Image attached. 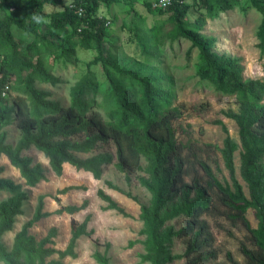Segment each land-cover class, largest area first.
Returning <instances> with one entry per match:
<instances>
[{"label": "trees", "instance_id": "16d2710c", "mask_svg": "<svg viewBox=\"0 0 264 264\" xmlns=\"http://www.w3.org/2000/svg\"><path fill=\"white\" fill-rule=\"evenodd\" d=\"M109 4L114 0H0V45L10 47L2 50L0 60V156L18 169L27 186L33 187L45 180L40 163H33L31 157L21 155L22 151L34 147L48 158L51 170L57 175L63 172V164L68 163L77 170L92 174L100 179L103 167L110 165L113 155L99 152L87 155L100 144L112 143L115 148V169L124 174L126 182L130 181L129 173L143 172L138 181L151 195L149 205H140L138 219L142 226L138 232L142 240H129L128 246L136 243L143 246L141 261L148 264H171L185 259V264H207L216 258L214 235L205 216L224 215L233 223H240L248 232L252 248L241 243L240 250L248 264H264V81L251 79L242 81V66L238 58L219 55L211 50L215 38L201 35L198 31L184 25L183 17L187 5L182 0H173L166 8L171 10L178 36L188 39L203 60L198 70L199 83L211 86L225 93L250 94L251 98L242 100L237 111L227 110L223 114L232 119L238 127V141L231 138L222 120L214 123L221 126L226 134L219 150L223 165L228 172L230 183L221 182L211 166L193 151L186 157L183 152L185 144L176 138L172 121L179 110L171 106V93L159 79L161 73L153 71L148 76H137L136 87L120 84L111 74L114 70L121 75L129 72L116 66V59L106 56L102 48L106 36V19L97 15L99 2ZM223 9H231L236 0H219ZM204 2H207L204 0ZM252 5L262 14L257 30L258 47L264 54V0H251ZM45 5L61 6L49 14L47 31L36 32L26 20L33 21L32 15L46 17ZM150 8V5H148ZM165 9V10H166ZM159 11H163L158 9ZM197 21H203L198 18ZM25 28L35 36L46 41L52 50L54 59L72 57L76 48L95 51L87 67L101 64L109 83V90L102 94L106 109L104 117L94 108L95 97L99 96L98 86L83 75L70 89V104L61 105L50 99V92L34 87L33 82L55 85L58 77L47 72L42 58L36 65L18 56V46L12 39V27ZM31 54L38 55L37 44L31 46ZM1 51V50H0ZM29 68L27 77L22 78V69ZM15 76L19 86L10 88L8 81ZM9 85L6 96H1L4 85ZM11 91L16 92L12 100ZM15 122L20 136L14 145L6 143L7 131L4 127ZM239 149V175L245 182L248 196L235 175L234 152ZM191 150V149H189ZM79 154V155H78ZM145 161V165L141 164ZM197 169L203 173L199 175ZM3 167L0 166V173ZM185 175H190V182H184ZM105 184L123 193L133 201L136 196L123 192L111 181ZM72 189H85L83 186L70 185L58 189L57 194H65ZM0 191L9 193V197L0 201V262L3 264H60L58 260L47 257L57 254L61 259L67 256L76 257L74 251L77 239L89 235L86 230L89 216L81 223L72 222L70 237L66 247L57 250L53 245L56 229L36 240L28 234V228L43 217L73 214L88 205L85 199L80 205L62 206L52 212L43 211V196L39 195L31 218L22 224L15 233L11 248L8 250L1 237L12 229L15 217L22 214L21 206L27 198L20 184L9 178L0 177ZM193 192V196L190 193ZM97 196L107 205L103 210H116L124 217L130 214L118 205L102 189ZM59 202L57 196H53ZM248 209L253 210L257 221L252 227L246 217ZM185 216L186 223L174 229L167 225L176 217ZM173 237H187V246L183 253H172ZM105 245L103 254L95 252L94 260L98 264H109ZM226 257L231 264H240L230 252Z\"/></svg>", "mask_w": 264, "mask_h": 264}, {"label": "rangeland", "instance_id": "374dc122", "mask_svg": "<svg viewBox=\"0 0 264 264\" xmlns=\"http://www.w3.org/2000/svg\"><path fill=\"white\" fill-rule=\"evenodd\" d=\"M72 0H64L66 4ZM182 0L186 4L187 11L183 17L184 25L195 29L201 35L215 38L211 50L230 58H238L243 68L242 81L260 79L264 81V54L258 47L257 30L260 25L262 14L252 5L251 0H236L231 9H223L219 0ZM153 0H114L109 4L99 2L97 15L106 19V36L102 44L104 54L116 59V66L126 70L127 74L111 70L113 77L122 85L136 87L137 81L134 76H148L153 71L161 73L159 79L171 93V106L179 110L178 116L172 121L176 138L187 146L183 156L186 157L190 151L197 154L199 158L206 161L212 168L215 176L223 182L230 178L223 165L220 152L216 147H222L225 133L221 126L214 123L222 120L228 135L238 141V127L236 123L227 118L223 112L227 110L237 111L242 100L251 98L250 94L221 93L211 86L199 83L198 70L203 64L199 51L192 46L191 42L178 36L173 21L169 18L171 10L159 11L152 6ZM150 5V8H148ZM61 6L45 5L47 16L44 18L49 22V14L59 10ZM202 18L203 21H197ZM47 22V23H48ZM47 23H35L26 20L25 24L31 25L36 32L44 34L47 31ZM12 39L18 46V56L30 61L32 66L36 65L37 59L42 58L47 72L58 77L59 82L55 85L34 81L37 89L50 92V99L56 100L63 106L70 104V89L83 75L98 86L99 96L95 97L93 108L104 117L106 104L102 97L109 90V83L101 64L86 66L93 59L95 51L91 49L76 48L72 57L54 59L52 50L48 49L46 41L34 33L13 26ZM37 44L38 55L31 54V46ZM2 50L9 51L7 45H0ZM0 54V60L2 59ZM29 68L22 69V78H26ZM10 88L19 86L15 76L8 81ZM16 92L11 91L10 100ZM260 104L264 103L262 99ZM4 129L7 131L6 143L14 145L20 133L15 122H9ZM191 149V150H189ZM95 152H107L113 155L110 165L103 168L100 179H94L89 173L77 170L65 165L61 175H55L48 160L36 149L22 151L21 155L31 157L33 161L39 162L43 168L45 180L39 181L33 187L27 186L18 170L11 166L4 157H0V166L3 171L1 178H9L14 183L20 184L27 194L23 200L22 214L15 217L10 232L4 233L2 243L9 250L12 245V237L23 223L28 221L36 207L39 195L44 198L43 211L52 212L62 206L80 205L83 200H88V205L73 214L62 213L41 218L28 228V234L33 235L38 241L43 238L50 228L56 232L52 237L53 245L48 247L62 250L66 247L70 237V225L74 221L82 222L89 216L86 230L89 235H81L76 242V257L70 256L59 258L52 254L46 260H58L60 264H98L93 254H103L105 245H108L106 256L109 264H148L142 262L140 255L144 252L143 246L136 243L128 246L129 240H142L144 237L138 234L142 223L138 219L140 205L151 203L150 193L140 185L139 176H146L143 172L134 171L129 173L130 181L126 182L124 174L118 172L113 164L115 160V148L112 143L100 144ZM84 157L86 155H79ZM144 166L145 161L141 160ZM235 175L242 185L244 193L248 196L245 182L239 175V149L234 152ZM199 175L203 176L200 169ZM204 177V176H203ZM190 175H185L184 182H190ZM109 180L123 192H130L136 196L133 201L123 193L109 188L105 181ZM69 185L83 186L85 189H76L66 194H57V190ZM102 189L111 196L125 212L131 217H124L116 210H103L107 205L96 194ZM193 192L190 193L193 196ZM59 198V202L53 199ZM9 197V193L0 191V201ZM246 217L252 227H256L257 221L253 210L248 209ZM214 235V248L217 251L216 258L207 264H231L226 254L230 252L233 258L240 264H248L241 253L240 245L245 243L252 248L248 238V232L240 223H233L224 215L205 216ZM185 216H179L167 222L174 229L182 227L186 223ZM187 237H173L172 253H183L187 246ZM185 259L176 260L171 264H185ZM0 264H3L0 262Z\"/></svg>", "mask_w": 264, "mask_h": 264}, {"label": "built area", "instance_id": "2783aa9c", "mask_svg": "<svg viewBox=\"0 0 264 264\" xmlns=\"http://www.w3.org/2000/svg\"><path fill=\"white\" fill-rule=\"evenodd\" d=\"M172 1L173 0H153L152 6L155 9L165 10ZM8 91H9V85L6 84L1 90V96L3 97L6 96L8 94Z\"/></svg>", "mask_w": 264, "mask_h": 264}, {"label": "crops", "instance_id": "0c3cea01", "mask_svg": "<svg viewBox=\"0 0 264 264\" xmlns=\"http://www.w3.org/2000/svg\"><path fill=\"white\" fill-rule=\"evenodd\" d=\"M34 148V147H33ZM31 149V148H30ZM35 149V148H34ZM25 151V150H24ZM38 151V150H37ZM39 153H41L42 155H43V153L42 152H40V151H38ZM96 153H99V152H95V153H92L91 155H93V154H96ZM79 155V154H78ZM91 155H86V156H84V157H87V156H91ZM24 156V155H23ZM44 156V155H43ZM0 157H4L6 160H7V158L5 157V156H3V155H1ZM45 157V156H44ZM81 157V156H80ZM83 157V158H84ZM46 158V157H45ZM47 160H48V158H46ZM33 160V159H32ZM7 162L9 163V161L7 160ZM33 163H36L35 161H33ZM39 163V162H38ZM10 164V163H9ZM48 164H49V161H48ZM11 165V164H10ZM65 165H69V166H71L70 164H68V163H64L63 164V171H64V168H65ZM12 166V165H11ZM114 166V165H113ZM71 167H73V166H71ZM105 167V166H104ZM103 167V168H104ZM15 168V167H14ZM73 168H75V167H73ZM115 168V167H114ZM18 170V169H17ZM84 171V170H83ZM53 172V171H52ZM84 172H86V171H84ZM18 173H19V171H18ZM54 173V172H53ZM63 173V172H62ZM87 173H89V172H87ZM20 174V173H19ZM55 174V173H54ZM91 176H92V174L91 173H89ZM56 175V174H55ZM93 177V176H92ZM24 180V179H23ZM97 180V179H96ZM70 186V185H69ZM66 187V186H65ZM64 188V187H63ZM72 190H76V189H72ZM69 191H71V190H69ZM68 191V192H69ZM66 194V193H65ZM107 194V193H106ZM110 196V195H109ZM111 197V196H110ZM102 200V199H101ZM103 201V200H102ZM103 202H105V201H103ZM107 203V202H106ZM51 216V215H50ZM48 217V216H47ZM44 218V217H43ZM81 223V222H80ZM22 226V225H21ZM21 228V227H20ZM20 230V229H19ZM18 230V231H19ZM18 231H16L15 233H17ZM6 232H10V230L9 231H6ZM5 232V233H6ZM15 233H14V235H15ZM4 235V234H3ZM2 235V236H3ZM14 235H13V237H14ZM13 237H12V242H13ZM1 239H2V237H1ZM68 243V242H67Z\"/></svg>", "mask_w": 264, "mask_h": 264}, {"label": "clouds", "instance_id": "9594fccd", "mask_svg": "<svg viewBox=\"0 0 264 264\" xmlns=\"http://www.w3.org/2000/svg\"><path fill=\"white\" fill-rule=\"evenodd\" d=\"M32 20L39 24V23H47L48 21L44 19V17L37 15V14H33L32 15Z\"/></svg>", "mask_w": 264, "mask_h": 264}]
</instances>
